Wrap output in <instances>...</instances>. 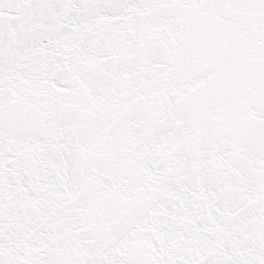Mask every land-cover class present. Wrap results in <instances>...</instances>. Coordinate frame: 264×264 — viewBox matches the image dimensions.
<instances>
[{"label": "snow or ice", "instance_id": "obj_1", "mask_svg": "<svg viewBox=\"0 0 264 264\" xmlns=\"http://www.w3.org/2000/svg\"><path fill=\"white\" fill-rule=\"evenodd\" d=\"M0 264H264V0H0Z\"/></svg>", "mask_w": 264, "mask_h": 264}]
</instances>
